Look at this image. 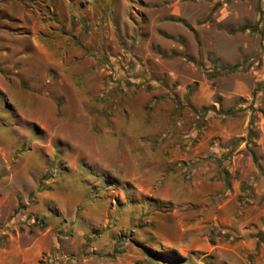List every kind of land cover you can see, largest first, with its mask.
I'll return each mask as SVG.
<instances>
[{
  "label": "rangeland",
  "instance_id": "1",
  "mask_svg": "<svg viewBox=\"0 0 264 264\" xmlns=\"http://www.w3.org/2000/svg\"><path fill=\"white\" fill-rule=\"evenodd\" d=\"M8 242L22 264H264V0H0Z\"/></svg>",
  "mask_w": 264,
  "mask_h": 264
},
{
  "label": "crops",
  "instance_id": "2",
  "mask_svg": "<svg viewBox=\"0 0 264 264\" xmlns=\"http://www.w3.org/2000/svg\"><path fill=\"white\" fill-rule=\"evenodd\" d=\"M43 59L39 60L37 63H40V70L43 69L42 63ZM32 66L31 64L28 67ZM39 70V69H37ZM48 83V82H46ZM9 246L6 245L0 248V264H22L24 260V247L20 246L18 242H8Z\"/></svg>",
  "mask_w": 264,
  "mask_h": 264
},
{
  "label": "trees",
  "instance_id": "3",
  "mask_svg": "<svg viewBox=\"0 0 264 264\" xmlns=\"http://www.w3.org/2000/svg\"><path fill=\"white\" fill-rule=\"evenodd\" d=\"M244 26H240L238 27V30H241ZM239 66V63H233L231 65H222L220 68H219V72H226V71H230V70H233V69H236L237 67Z\"/></svg>",
  "mask_w": 264,
  "mask_h": 264
}]
</instances>
